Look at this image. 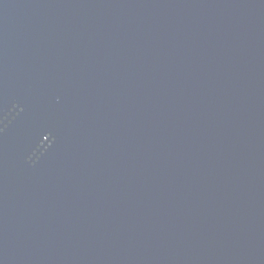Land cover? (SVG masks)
<instances>
[{
	"label": "water",
	"instance_id": "obj_1",
	"mask_svg": "<svg viewBox=\"0 0 264 264\" xmlns=\"http://www.w3.org/2000/svg\"><path fill=\"white\" fill-rule=\"evenodd\" d=\"M0 264H264V0H0Z\"/></svg>",
	"mask_w": 264,
	"mask_h": 264
}]
</instances>
